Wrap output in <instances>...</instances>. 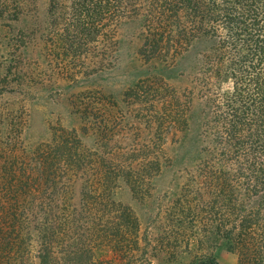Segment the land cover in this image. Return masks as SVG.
<instances>
[{
	"label": "trees",
	"instance_id": "16d2710c",
	"mask_svg": "<svg viewBox=\"0 0 264 264\" xmlns=\"http://www.w3.org/2000/svg\"><path fill=\"white\" fill-rule=\"evenodd\" d=\"M5 1L0 19L15 24L7 48L23 54L42 2ZM43 4L37 39L54 37L62 60L70 51H114L115 28L129 23L145 66L166 69L186 51L190 79L186 96L169 75L151 71L119 102L84 92L69 101V124L48 125L50 134L29 141L19 115L27 86L18 83L20 70L3 68L1 82L14 85H0V97L14 94L19 104L0 109V264H149L136 203L150 207L167 193L156 183L175 163L168 145L183 138L186 202L179 195L172 206L157 205L155 216L165 231H182L186 220V262L169 247L164 261L219 264L208 249L213 240L235 253L236 264H264V0ZM76 73L60 72L67 84Z\"/></svg>",
	"mask_w": 264,
	"mask_h": 264
},
{
	"label": "rangeland",
	"instance_id": "374dc122",
	"mask_svg": "<svg viewBox=\"0 0 264 264\" xmlns=\"http://www.w3.org/2000/svg\"><path fill=\"white\" fill-rule=\"evenodd\" d=\"M9 1L11 0L5 2ZM38 1H41L42 4L37 2V10L34 13L35 19L31 24L34 32L32 31V34L27 37L24 36L25 41L29 42L25 51L23 50V54L7 48V44L11 43V40H8L12 33L11 26H15V24L7 17L0 19V73L3 68H7L10 72L20 70L21 75L19 74V78H17L18 83L19 85H26L27 87L24 88L28 90L27 96L20 104L21 112L19 114L20 119L22 117L27 122L25 128L27 140L35 141L38 138L46 137L50 134L47 129L48 125L59 127L66 125V123L69 124L73 117L68 113V104L71 100L75 101L77 95L84 92L90 96L99 93L109 95L112 99H108L109 101L119 102L122 91L147 71L169 75L170 80L167 83L178 88L179 92L186 96V83L190 79L187 74L191 65L190 62L186 61V51H182L166 69H162L160 66H155L154 69L151 68L152 66L147 67L137 53L140 40L136 36V26L128 23L115 28L116 48L114 51H93V49L91 51H70L71 56L67 57V60H62L65 51H61L54 37L46 40L43 36L44 40L42 41L37 39V33L45 26L41 20L45 0ZM9 9H6L8 13ZM113 56L115 58L111 63L112 65L109 66ZM96 67L102 68V71L92 76L81 77L76 73L89 71ZM64 68L69 72L76 73L75 78L78 77V80L72 84H67L60 74ZM28 75L31 78H28ZM1 80L0 85L2 86L14 85V81L5 80L6 83L4 84ZM17 98L18 96L11 93L2 94L0 109L15 107L19 104ZM121 106H123L122 103ZM168 147L174 155L175 163L165 171L166 177L160 178L156 183L157 189L162 191L166 189L167 193L161 191L157 193L153 197L152 203L150 202V207L144 205L145 202L136 203V210L141 217L139 235L148 241L145 244V252L150 261L149 264H168L169 262L164 261V257L167 256H164V252H162V248L166 250L167 247L174 248L173 251L177 254V260L186 262V220L181 229L183 232L175 229L174 231H165L163 225L158 222L160 215L157 218L155 216L157 205L172 206L173 201L179 195H181L182 201L186 202V157L190 160L186 154V139H181L175 145L169 144ZM124 198L127 201H132L128 197ZM164 235L168 237L166 241L168 245L161 244L159 241ZM208 243L211 247L208 249L219 264H236L235 253L213 240L208 241ZM162 245L165 246L161 247ZM145 263V260H140V258H135L133 261V264Z\"/></svg>",
	"mask_w": 264,
	"mask_h": 264
}]
</instances>
